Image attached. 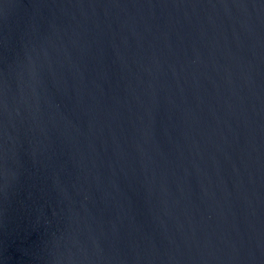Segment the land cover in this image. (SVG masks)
Segmentation results:
<instances>
[{"label":"water","instance_id":"95a60500","mask_svg":"<svg viewBox=\"0 0 264 264\" xmlns=\"http://www.w3.org/2000/svg\"><path fill=\"white\" fill-rule=\"evenodd\" d=\"M0 264H264V0H0Z\"/></svg>","mask_w":264,"mask_h":264}]
</instances>
